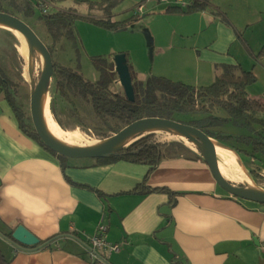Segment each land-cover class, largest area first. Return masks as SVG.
Returning <instances> with one entry per match:
<instances>
[{"label":"crops","instance_id":"0c3cea01","mask_svg":"<svg viewBox=\"0 0 264 264\" xmlns=\"http://www.w3.org/2000/svg\"><path fill=\"white\" fill-rule=\"evenodd\" d=\"M146 1L147 6L157 2L161 13H206H186L188 6L181 8L172 0ZM184 1L189 5L192 0ZM238 7L240 18L250 25L251 15L264 11V0H239ZM203 27L176 26L169 37L152 42L159 61L174 65V74L158 72L161 76L185 82L186 77H177L182 74L194 79L193 85L205 86L207 77L216 79L225 67L237 74L246 70L227 57L203 54L197 46L176 41L197 35ZM131 67L138 80L152 75L138 64ZM258 116L264 118V112ZM191 153L166 152L151 171L148 164L126 160L99 164L97 158L69 157L62 168L57 155L20 127L0 89V243L9 264H264V204L225 191L203 155ZM145 178L151 188L178 192L177 202L172 205L166 192H142ZM101 222L108 226L109 242L120 249L100 250L95 256L90 237ZM19 225L41 241L55 237L52 248L13 245L4 233Z\"/></svg>","mask_w":264,"mask_h":264},{"label":"rangeland","instance_id":"374dc122","mask_svg":"<svg viewBox=\"0 0 264 264\" xmlns=\"http://www.w3.org/2000/svg\"><path fill=\"white\" fill-rule=\"evenodd\" d=\"M41 1L43 2L41 6L49 4L48 12L52 11L53 8L76 12L79 16L75 22V32L78 37L77 47L65 38L54 42L53 37L48 33L40 18L42 9L38 3ZM88 1L96 2L99 0ZM147 3L149 2L146 0L142 1V10H138L139 2L137 0H122L115 4L112 8L113 22L131 21L129 26L123 30L110 29L90 21L87 17L100 18L102 12L92 9L89 2L85 3L81 0H0V8L22 18L34 29L37 35L52 50L55 65L75 68L83 74L84 78L92 81L99 78L94 60L102 57L115 64V55L119 53L126 54L128 65L138 64L146 70L147 74L152 73V75L157 76L162 75L158 72L174 74V71L171 70L174 67L173 63L159 61L160 57L159 59L158 56L156 57L157 53L154 51L152 42L160 39V37H169L176 26L184 27L201 23L204 27L197 30V35L183 38L176 37V41L189 48L197 46L203 54L213 52L219 56L227 57L235 63H240L243 69H253L258 80L248 86L247 92L252 97L264 100V11L259 10L254 16L251 15L252 22L250 25H246L240 18L239 0H210L206 13L190 15L161 13L162 11L156 9L159 6L157 2L153 6H147ZM44 5L43 10L46 8ZM28 7L33 10L31 15L27 12ZM226 17L230 21L226 20ZM21 43L15 33L0 26V66L11 81L10 91L16 104L25 114L27 127L35 131L31 116V97L45 69V59L41 52L31 45L32 54L29 64L21 53ZM191 72L192 70H190ZM133 74L135 75L134 71ZM177 77H186L185 82H181L187 84L193 85L191 82H195L191 77L182 74ZM214 79L215 77H207L203 81V85L211 84ZM56 81V71H54L47 93L50 99V111L53 120L62 128L58 129L61 142L76 147L96 146L116 134L117 132L114 129L120 128L122 130L130 124L118 125L117 120H112L110 124L102 122L95 116L90 103L83 100L79 95H71L75 102V107H72L56 90ZM110 89L125 95L118 74ZM207 105L210 108V114L198 113L185 118L187 121L180 122L190 124L189 121L192 119L212 115L213 118L207 122L209 124L207 128L215 134L223 133L237 138L249 133L248 128L236 125L231 121L222 122L221 120L219 122L218 120L227 117V113L219 108ZM53 108L60 123L54 117ZM256 128L257 132L262 130L258 126ZM150 132L156 133L155 139L168 145L170 153L191 155V152H195L203 155L201 143L196 138H190L169 128H155L143 133ZM236 138L231 139V142L235 148L242 150V152L238 153L230 148L239 156L252 183L247 186L236 179L231 163L217 151L218 163L223 175L238 186L264 192V153L251 154V146ZM250 170H254L258 176H252ZM0 246L5 250L2 243H0Z\"/></svg>","mask_w":264,"mask_h":264},{"label":"trees","instance_id":"16d2710c","mask_svg":"<svg viewBox=\"0 0 264 264\" xmlns=\"http://www.w3.org/2000/svg\"><path fill=\"white\" fill-rule=\"evenodd\" d=\"M29 1V0H28ZM89 2L92 9L102 12L100 18H89L90 21L114 30L126 29L130 22H113L112 8L115 4L122 0H99L96 2L81 0ZM210 0H192L186 10L179 7H169L168 10L177 9L183 10L186 13L195 11H204L207 9ZM43 2H39L41 7L40 18L48 33L53 37L54 42L61 38H65L74 43L77 47L78 37L75 32V22L79 18L75 11L64 10L61 8H53L52 11L43 10ZM0 11H6L0 8ZM7 12V11H6ZM28 14L31 15L33 10L28 7ZM10 32V31H9ZM49 48V47H48ZM50 51H52L49 48ZM96 68L99 72L97 80H89L84 78L83 74L72 67L57 66L54 64V71H56V85L55 88L60 92L61 96L65 98L72 107H75V102L71 95H79L85 101H88L95 113V116L106 124H110L112 120H117V124H128L144 117H164L179 121H187L185 118L193 116L198 113L210 114V108L207 104L219 108L227 113V117L218 120L219 122L231 121L236 125L248 128L249 133L234 137L233 135L215 134L208 130L209 119L212 115H207L204 118L192 119L191 125H194L212 138L224 143L233 148L238 153L242 150L235 148L231 139L237 140L251 146V154L264 153V118L259 117L258 114L264 112V103L259 99L251 98L248 95V86L257 82V76L250 70H243L240 74L234 72L233 67H225L224 71L217 75L216 79L209 85L195 86L181 81H174L164 76L151 75L145 81L138 80L133 74L132 67L129 65L133 86L135 91V99L129 100L125 95L114 92L110 89L111 84L117 77L114 62L107 58H97L94 60ZM128 64V63H127ZM11 81L8 75L0 66V89L4 92L7 100L11 103L16 117L20 123V127L28 135L38 140L45 148L57 155L62 162V168H65L66 157L60 155L50 148L40 139L36 131L30 130L25 122V114L23 110L16 104L15 99L10 91ZM53 114L56 121L60 123L55 110ZM260 127L261 131H256V127ZM116 132L120 130L114 129ZM154 132L140 134L131 143L117 149L114 153L104 158H97L99 164L111 163L118 160H126L134 163L148 164L151 169H155L161 160L164 158L166 152H170L168 145L165 142L155 139ZM250 174L257 177L254 170H250ZM146 178L144 185H142V192L145 191H162L166 192L171 197V204L177 202L178 192H175L166 187L151 188L146 185ZM100 197L103 193L97 191ZM13 230L4 233V235L12 239ZM55 237L41 241L42 248H52L51 241ZM38 246H33V248ZM40 247V246H39ZM97 261L96 264H102ZM10 261L6 258L2 248L0 247V264H9Z\"/></svg>","mask_w":264,"mask_h":264},{"label":"water","instance_id":"95a60500","mask_svg":"<svg viewBox=\"0 0 264 264\" xmlns=\"http://www.w3.org/2000/svg\"><path fill=\"white\" fill-rule=\"evenodd\" d=\"M0 26L11 31L17 30L24 34L30 44L36 47L45 59V69L31 97V116L36 133L52 151L69 158H104L123 147L120 144L132 135H140L147 130L155 128H169L190 138H196L201 143L203 157L220 187L236 197L264 204L263 191L249 190L226 179L218 163L217 149L213 138L202 129L191 124L170 118L152 116L133 121L96 146L76 147L58 140L48 130L42 110L44 95L49 90L50 81L55 70L51 51L27 22L12 13L0 11ZM115 67L120 83L124 87L125 96L133 101L135 99V91L125 53L115 55ZM6 239L16 247L23 249L41 246V239L24 225H19L15 228L12 233V239L8 237Z\"/></svg>","mask_w":264,"mask_h":264},{"label":"bare ground","instance_id":"6f19581e","mask_svg":"<svg viewBox=\"0 0 264 264\" xmlns=\"http://www.w3.org/2000/svg\"><path fill=\"white\" fill-rule=\"evenodd\" d=\"M13 33L17 35V37L21 40V53L23 56L27 59L28 63L30 64L31 60V54H32V46L28 39L22 34L21 32L17 30H12ZM49 95L46 93L44 95V101L42 104V110H43V116H44V121L46 123V126L50 133L56 137L58 140L60 139V131L58 129H62L54 120L52 117V113L50 111V101H49ZM139 134L132 135L131 137L125 139L120 146L127 145L131 143L136 136ZM215 147L218 152H220L223 157H225L233 166V171H234V176L236 179L239 181L245 183L247 186L251 185L252 180L247 173V170L240 160L239 156L231 149L225 146V144H222L220 141L216 140L213 138Z\"/></svg>","mask_w":264,"mask_h":264},{"label":"built area","instance_id":"2783aa9c","mask_svg":"<svg viewBox=\"0 0 264 264\" xmlns=\"http://www.w3.org/2000/svg\"><path fill=\"white\" fill-rule=\"evenodd\" d=\"M162 2H170V0H160ZM174 4L178 5L179 7H187L188 4L184 2V0H172ZM46 8L44 9L45 12L49 9V4H45ZM138 10L143 9V4L140 3L137 6ZM90 245H91V252L95 256H98V251L106 250L108 252L118 251L120 249V245L118 243H111L108 240V226L107 224L101 222L96 229V232L90 237ZM261 249H264V245Z\"/></svg>","mask_w":264,"mask_h":264},{"label":"flooded vegetation","instance_id":"af4514ba","mask_svg":"<svg viewBox=\"0 0 264 264\" xmlns=\"http://www.w3.org/2000/svg\"><path fill=\"white\" fill-rule=\"evenodd\" d=\"M240 186V185H239Z\"/></svg>","mask_w":264,"mask_h":264}]
</instances>
